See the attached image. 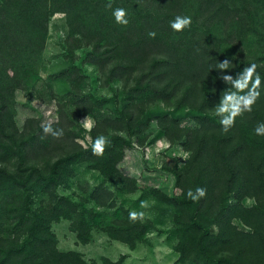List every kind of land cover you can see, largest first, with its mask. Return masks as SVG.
Returning <instances> with one entry per match:
<instances>
[{"label":"trees","instance_id":"16d2710c","mask_svg":"<svg viewBox=\"0 0 264 264\" xmlns=\"http://www.w3.org/2000/svg\"><path fill=\"white\" fill-rule=\"evenodd\" d=\"M59 2L69 24L83 34L84 38H76L78 42L91 45L88 60L101 69L110 64L108 81L141 70L126 90L129 99L149 94L150 100L169 102L179 93L175 104L196 110L192 115L198 126L193 128L181 127L175 116L159 114L166 134L179 138L191 150L181 169L170 168L181 193L171 196L160 192L161 199L179 210L176 221L181 233L175 249L180 263L264 264V136L254 132L264 123V65L256 57L219 49L220 40L233 37L239 22L250 12V0H194L191 5L187 0H136L118 6L110 0H7L0 6V264H89L80 251L58 248L52 231L53 221L70 219L79 240L87 243L97 223L99 214L94 208L57 192L58 186L73 176L76 163L91 162L128 192L137 188L135 178L119 167L131 145L119 131L134 135L145 129L146 120L132 112L104 120L115 132L102 156L93 155L92 145L67 149L61 144L62 151L52 158L47 152L54 139L44 133L45 125L36 124L27 131L28 121L19 130L13 119V94L38 64L50 7ZM109 2L111 8L106 7ZM147 3H155L154 9L146 8ZM118 7L127 11V26L115 22L112 13ZM178 15L190 16L191 27L173 31L170 22ZM149 31L157 33L154 39L148 36ZM179 35L177 41L175 36ZM225 59L231 64L221 72L217 65ZM251 63L258 65L262 78L260 97L252 111L238 116L235 126L225 133L220 117L207 108H215L224 91L232 87L220 77L236 78ZM73 104L78 115L92 109L79 99ZM62 124L63 118L56 126L63 129L64 136L67 130ZM197 187L205 188L207 194L193 202L187 192ZM32 192L45 193L48 206L32 210L28 203ZM113 195L104 184L95 186L91 193L99 205L110 203ZM248 196L255 199L251 206L244 204ZM235 218L249 228H239ZM154 226L151 219L131 222L127 211L104 229L134 248ZM125 258V254L117 260L105 258L103 264H124Z\"/></svg>","mask_w":264,"mask_h":264},{"label":"rangeland","instance_id":"374dc122","mask_svg":"<svg viewBox=\"0 0 264 264\" xmlns=\"http://www.w3.org/2000/svg\"><path fill=\"white\" fill-rule=\"evenodd\" d=\"M6 1L0 0V6ZM110 1L115 6L137 3L136 0ZM193 2L187 0L189 5ZM147 6L154 9L155 3H147ZM250 6V12L239 22L234 36L222 38L219 49L226 54L234 52L249 58L256 57L264 65V0H250ZM50 8L46 41L38 64L33 67L27 81L17 87L11 100V113L19 130L24 129L28 121L27 131L36 124L51 125L53 129H58L56 124L59 125L63 118L65 124L62 125L67 133L60 139L47 134L49 139H54L47 155L56 158L62 151L61 144L67 149L86 147L92 145L101 134L109 140L115 129L104 123L108 118L111 120L130 111L147 121L141 133L133 135L127 130L119 131L131 140L119 167L135 178V191L128 192L118 181L106 178L91 162L76 163L73 176L58 186V194L69 195L87 207L94 208L99 214L87 243L79 240L70 219L53 221L52 231L58 248L80 251L89 264H103L105 258L117 260L122 254L126 255L124 264H181L179 252L175 249L181 233V225L176 221L179 210L174 204L161 199L160 192L171 196L181 193L182 188L170 168L177 166V169H181L187 163L191 150L186 149L179 138L173 139L166 134L161 128L159 114L175 116L179 118L181 127L193 128L198 126L192 115L196 110L176 105L175 98L180 96L179 93L169 102L150 100L149 94L134 101L129 99L126 90L135 83L141 70L108 81L110 64L101 69L88 60L87 53L91 45L84 41L78 42L76 38L83 37V34L76 31L77 26L69 24L60 2ZM180 37L175 36L177 41ZM169 42L176 45L174 41ZM75 99L81 100L83 105L91 104V111L78 115L75 112L77 106L73 104ZM207 112L216 114L215 108H207ZM86 117L92 122L90 128L82 124ZM185 154L187 159H184ZM98 184L113 190L112 203L99 205L92 199L91 193ZM143 200L149 202L148 208L140 207ZM28 201L31 209L36 210L46 208L49 197L45 193L32 192ZM254 202L251 196L244 199L246 206ZM127 211H143L144 219H151L155 224L134 248L114 239L104 229L116 216H123ZM234 222L239 228H249L239 219L235 218Z\"/></svg>","mask_w":264,"mask_h":264},{"label":"clouds","instance_id":"9594fccd","mask_svg":"<svg viewBox=\"0 0 264 264\" xmlns=\"http://www.w3.org/2000/svg\"><path fill=\"white\" fill-rule=\"evenodd\" d=\"M106 7L111 8L112 5L109 2ZM113 16L117 24L127 26L129 20L127 19V11L124 8H116L113 10ZM192 25V18L190 16H176L173 21L170 22V27L175 32H181L186 28H190ZM157 33L155 31H149L148 36L155 38ZM231 62L228 59L218 62V69L223 72L228 70ZM258 65L251 63L246 66L241 73L233 78L231 75H222L220 78L232 87L225 90L220 98L219 103L215 106V113L219 119V123L222 130L227 133L235 126L236 118L242 116L245 112H251L254 104L260 97V87L262 83L261 75L257 72ZM82 124L85 128H90L92 122L86 117ZM45 134H50L55 139L63 137V129H53L51 125L45 126L43 129ZM255 135L264 136V123H260L254 129ZM110 141L103 134L98 135L92 143L91 150L93 155L102 156ZM187 154L184 155V159H187ZM207 190L203 187H197L195 191L189 189L187 197L193 202H198L201 198L205 197ZM149 202L143 200L140 202L142 209L148 208ZM145 213L143 211H130L129 220L133 223L140 220L143 221Z\"/></svg>","mask_w":264,"mask_h":264}]
</instances>
